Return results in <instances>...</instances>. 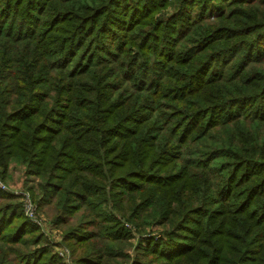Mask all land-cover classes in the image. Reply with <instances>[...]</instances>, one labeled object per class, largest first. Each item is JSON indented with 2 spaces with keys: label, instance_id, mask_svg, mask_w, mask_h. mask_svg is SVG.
<instances>
[{
  "label": "trees",
  "instance_id": "1",
  "mask_svg": "<svg viewBox=\"0 0 264 264\" xmlns=\"http://www.w3.org/2000/svg\"><path fill=\"white\" fill-rule=\"evenodd\" d=\"M14 159L71 264H264V0H0ZM15 200L0 264H62Z\"/></svg>",
  "mask_w": 264,
  "mask_h": 264
},
{
  "label": "rangeland",
  "instance_id": "2",
  "mask_svg": "<svg viewBox=\"0 0 264 264\" xmlns=\"http://www.w3.org/2000/svg\"><path fill=\"white\" fill-rule=\"evenodd\" d=\"M173 10L174 9L172 7H169L167 9L166 13L172 14ZM256 129H257V126H255V125H253L251 127V130L253 132H255ZM211 142L212 141H210V143ZM209 145H211V144H209ZM205 150H207V148H205ZM218 162H219V160H215L214 163L218 164ZM11 163H12V165H10V169H11V166L13 167V169L10 170L8 173L7 181L5 182L6 185H8L10 188L16 189V190H21L23 188L26 190H29L30 187H37L39 179L36 178L35 176L27 175L26 167L20 162V160L14 159V160H12ZM15 201H17L19 203V201L17 199ZM22 211H23V209H22ZM39 213H40L39 215H41L43 218L45 230L47 229L50 232V235L47 236V235H44L42 233L43 229H38V231L43 235V242L41 243V246L48 245L50 250L53 253L56 251L55 246H62L63 248H67V249L71 250L64 242L63 231L59 228V226L54 224V222L52 221V218L50 217V214H51L50 209L47 211H42L39 209ZM117 217L121 220V222L123 223L124 227L127 230L132 229L133 226L131 225V223L129 221H127L126 219L122 218L119 215H117ZM162 229H163L162 227L154 226V228H151V229L147 228V230L144 233L139 234L137 229L134 228V230L131 231L134 235L131 233L132 234L131 237H135V238H132V239L130 238L131 239L130 240L131 247L128 249L127 252L131 256H133L135 254L136 247L142 242L139 238H137L138 236L142 237L143 234L147 233L149 235V237H155L157 239L158 237H157L156 233L161 232ZM153 232H155V233H153ZM149 237H147V238H149ZM55 241H58V243H55ZM142 244L144 245L145 243L142 242ZM71 255H72V252H71ZM61 261H62L61 262L62 264H68V263L64 262V260H61ZM71 262H72V256H71Z\"/></svg>",
  "mask_w": 264,
  "mask_h": 264
},
{
  "label": "built area",
  "instance_id": "3",
  "mask_svg": "<svg viewBox=\"0 0 264 264\" xmlns=\"http://www.w3.org/2000/svg\"><path fill=\"white\" fill-rule=\"evenodd\" d=\"M0 190L12 194L19 201V203L22 204L24 216L30 224L38 229H43L42 233L44 235H50V232L47 229L45 230L43 218L39 215V208L36 202H34L29 190L24 188L21 190L12 189L2 181H0ZM55 243H58V241H55ZM55 250L56 251L54 253L58 256V258L64 260V262L68 264L72 263L71 251L69 249L63 248L62 246H55Z\"/></svg>",
  "mask_w": 264,
  "mask_h": 264
},
{
  "label": "crops",
  "instance_id": "4",
  "mask_svg": "<svg viewBox=\"0 0 264 264\" xmlns=\"http://www.w3.org/2000/svg\"><path fill=\"white\" fill-rule=\"evenodd\" d=\"M11 165H12V163H11ZM14 166V165H13ZM13 169V167L11 166V169L10 170H12Z\"/></svg>",
  "mask_w": 264,
  "mask_h": 264
}]
</instances>
